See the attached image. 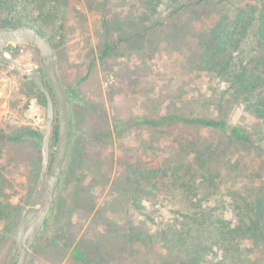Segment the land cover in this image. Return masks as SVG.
I'll return each instance as SVG.
<instances>
[{
	"label": "rangeland",
	"instance_id": "374dc122",
	"mask_svg": "<svg viewBox=\"0 0 264 264\" xmlns=\"http://www.w3.org/2000/svg\"><path fill=\"white\" fill-rule=\"evenodd\" d=\"M45 2V14L52 18L46 33L57 52L71 113V137L51 214L27 264L155 261L158 256L149 240L146 247V240L129 233L130 227L136 231L143 224L152 228L148 216L154 207L148 189L145 195L130 196L127 190L134 184L129 178L160 166L177 150L181 137L202 135L211 149L218 150L216 166L223 174H261L264 180V151L255 145L230 146L227 131L178 121L154 128L148 122L184 113L222 115L231 123L251 127L259 124L245 105L224 96L221 82L197 67L201 36L208 35L219 14L226 12L222 4L217 0ZM6 14L0 11V26ZM33 14L37 16L38 9ZM8 55L24 66L44 69L35 45L21 44L14 55ZM2 60L0 172L16 213L0 219V264H4L3 248L10 235L16 236L41 174L47 119V98L33 76L26 77ZM259 128L264 132V126ZM32 130L42 136L29 134ZM55 148L52 145V156ZM193 156L194 152L189 160ZM232 158L241 159L239 167ZM214 168L207 165L204 172L214 174ZM139 205L143 207L138 209ZM120 238L126 244L117 243ZM78 247L88 254L87 263L74 256Z\"/></svg>",
	"mask_w": 264,
	"mask_h": 264
},
{
	"label": "trees",
	"instance_id": "16d2710c",
	"mask_svg": "<svg viewBox=\"0 0 264 264\" xmlns=\"http://www.w3.org/2000/svg\"><path fill=\"white\" fill-rule=\"evenodd\" d=\"M45 1L0 0V11L7 13L5 24L0 27L28 24L47 36L46 29L52 18L45 14ZM203 1L207 0L196 3ZM217 2L226 12L219 14L208 35L201 36L197 67L221 82L226 89L224 96L229 95L235 104L245 105L259 124L251 127L231 123L222 115L184 113L148 122L154 128L178 121L188 126L227 131L229 145H255L264 151V132L259 128L264 126V0ZM36 9L38 14L34 16ZM28 133L42 136L39 130ZM203 138L202 135L190 140L181 137L175 144L177 150L171 151L160 166L130 176V184H134L127 190L130 196L132 193L141 196L143 192L145 195L149 190L154 207L148 216L152 228L147 229L143 224L136 231L130 227L129 233L146 240V247L150 246L148 240L151 243L158 258L149 264H264V180L261 174H223L216 166L218 150L211 149ZM57 139L58 123L52 145H56ZM191 152L194 156L189 160ZM239 162L240 158L233 160V165L239 167ZM207 165L217 168L214 174L204 172ZM140 207L143 206L137 208ZM15 208L8 200L5 179L0 172V219L15 215ZM117 243L126 244L123 238ZM14 244L15 237L10 235L3 248L4 264H8ZM74 256L88 262V254L80 247L75 248Z\"/></svg>",
	"mask_w": 264,
	"mask_h": 264
},
{
	"label": "water",
	"instance_id": "95a60500",
	"mask_svg": "<svg viewBox=\"0 0 264 264\" xmlns=\"http://www.w3.org/2000/svg\"><path fill=\"white\" fill-rule=\"evenodd\" d=\"M39 48L44 69L24 66L8 54H13L21 44ZM0 58L14 67L32 75L47 98V119L43 134V165L38 183L23 214L15 236V244L8 264H27L31 249L38 242L55 202L70 145L71 113L64 85L58 71V57L52 42L37 27L24 24L15 28L0 27ZM58 123V139L52 156V136Z\"/></svg>",
	"mask_w": 264,
	"mask_h": 264
},
{
	"label": "flooded vegetation",
	"instance_id": "af4514ba",
	"mask_svg": "<svg viewBox=\"0 0 264 264\" xmlns=\"http://www.w3.org/2000/svg\"><path fill=\"white\" fill-rule=\"evenodd\" d=\"M39 241V240H38Z\"/></svg>",
	"mask_w": 264,
	"mask_h": 264
}]
</instances>
